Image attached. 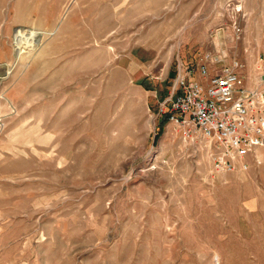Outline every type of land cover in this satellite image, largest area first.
Segmentation results:
<instances>
[{"label":"rangeland","instance_id":"374dc122","mask_svg":"<svg viewBox=\"0 0 264 264\" xmlns=\"http://www.w3.org/2000/svg\"><path fill=\"white\" fill-rule=\"evenodd\" d=\"M263 54L264 0H0V264H264V163L155 140L177 65Z\"/></svg>","mask_w":264,"mask_h":264},{"label":"built area","instance_id":"2783aa9c","mask_svg":"<svg viewBox=\"0 0 264 264\" xmlns=\"http://www.w3.org/2000/svg\"><path fill=\"white\" fill-rule=\"evenodd\" d=\"M201 58L199 76L189 64L177 65L169 97L160 108L168 121L193 125L218 149L216 170L245 171L264 163V54L258 58V81L250 86L237 60Z\"/></svg>","mask_w":264,"mask_h":264},{"label":"bare ground","instance_id":"6f19581e","mask_svg":"<svg viewBox=\"0 0 264 264\" xmlns=\"http://www.w3.org/2000/svg\"><path fill=\"white\" fill-rule=\"evenodd\" d=\"M14 40H15L14 42H15L16 49L20 51L23 48L25 49L33 48L38 41V37H36V32L23 31V32H17L14 35ZM8 70H9L8 68L7 69L0 68V80L4 77V75L8 74L9 72Z\"/></svg>","mask_w":264,"mask_h":264},{"label":"trees","instance_id":"16d2710c","mask_svg":"<svg viewBox=\"0 0 264 264\" xmlns=\"http://www.w3.org/2000/svg\"><path fill=\"white\" fill-rule=\"evenodd\" d=\"M160 116L161 118L159 119V123H158V131L156 133V137H155V140L159 137V135L161 134L162 132V127L164 125L165 122L168 121V117H167V114L166 113H160Z\"/></svg>","mask_w":264,"mask_h":264}]
</instances>
